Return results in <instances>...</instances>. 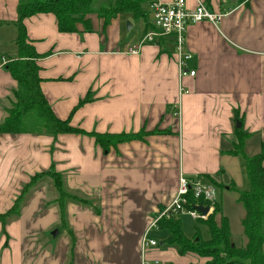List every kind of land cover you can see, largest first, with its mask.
Masks as SVG:
<instances>
[{
    "label": "crops",
    "instance_id": "1",
    "mask_svg": "<svg viewBox=\"0 0 264 264\" xmlns=\"http://www.w3.org/2000/svg\"><path fill=\"white\" fill-rule=\"evenodd\" d=\"M32 1L0 0V123L16 88L4 66L16 58L17 6ZM151 1L143 10L150 11ZM198 3L225 16L215 25L187 27L183 48L191 54L187 69L194 77L179 78L171 38L161 47L143 46L137 56L122 55L138 41L120 40L128 13L104 26L96 14L101 6L92 4L85 17L92 31L78 24L75 33L58 32L52 14L24 19L28 42L37 54H48L36 64L57 118L67 119L90 92L95 100L76 110L72 127L172 134L122 143L107 154L86 136L0 135V215L31 177L51 168L62 175L66 192L93 206L68 200L63 224L51 179L39 177L19 214L0 223V264H170V253L144 249L142 239L170 204L179 174L219 183L218 173L226 170V186H235L237 158L223 154L222 146L235 143L236 122L258 147L256 154L264 143V0H185L187 9ZM56 227V237L48 235Z\"/></svg>",
    "mask_w": 264,
    "mask_h": 264
},
{
    "label": "trees",
    "instance_id": "2",
    "mask_svg": "<svg viewBox=\"0 0 264 264\" xmlns=\"http://www.w3.org/2000/svg\"><path fill=\"white\" fill-rule=\"evenodd\" d=\"M95 0H33L29 3L17 6V20L15 45L17 48L16 58L5 64V70L16 82V88L12 93V100L7 109L5 117L0 123V135L31 134L56 138L59 135L86 136L94 140V144L107 152L110 146L130 142L148 135L144 131L139 133H87L79 128L70 125V118L73 113L86 103L91 101L89 94H86L72 109L67 119H59L53 113L45 96L43 95L38 75L39 67L36 64L38 59L47 55H39L34 47L28 42L24 19L36 14H52L56 19L57 30L60 33H75L79 24L85 32H91L89 20L85 17L91 13V6ZM246 0H239L245 2ZM145 0H114L111 5L101 8L96 14L104 19V26L120 14H131L134 18H142L145 21L144 32L151 28L147 23L146 14L142 8ZM164 43L159 41L160 47ZM163 49V48H162ZM161 49V50H162ZM234 121H239L237 117ZM159 132L154 130L153 133ZM237 150L228 151L231 156H238L244 162L245 176L249 185L248 191L240 192L233 185L229 190L237 193L236 202L244 209L245 215L241 221L243 234L246 237L244 246H236L232 243L228 221L221 216V208L215 202L214 212L207 221L203 223L209 233L208 240H202L197 236L186 238L180 229L175 217L169 219L161 218L157 221V230H164L167 237L163 241L166 247L174 248L179 256L194 254L202 258H210L211 261L205 264H264V143L260 144L258 154L248 157L243 152V142L249 137L243 133L241 128L234 129ZM47 176L51 179L53 187L57 192L56 204L60 218L64 224L65 203L70 200L85 206H92L91 200H85L78 196L70 195L64 188L63 177L52 168L42 174L34 175L22 188L11 208L0 215V223L3 224L8 218L19 214L20 206L39 177ZM214 186H221L209 176L205 177ZM95 210V208H94ZM97 212V209L95 210ZM158 217V215L156 216ZM219 217V221H217ZM71 245L73 235L69 231ZM72 264V262H68Z\"/></svg>",
    "mask_w": 264,
    "mask_h": 264
},
{
    "label": "built area",
    "instance_id": "3",
    "mask_svg": "<svg viewBox=\"0 0 264 264\" xmlns=\"http://www.w3.org/2000/svg\"><path fill=\"white\" fill-rule=\"evenodd\" d=\"M151 28L139 40L136 47L125 48L121 54L137 56L142 47L156 44L164 39H173L179 78L194 77L195 72L187 69L191 54L184 52L186 29L189 25L208 22L217 24L225 16L210 12L203 3H198L193 9H187L185 0H152L150 4ZM177 189L170 204L159 212L150 226L156 228L157 221L169 216L187 215L194 220H205L215 203V190L210 184L198 178H187L179 174ZM202 205L208 207L207 215L203 216L193 207ZM157 243L153 240L142 239V248H155ZM145 264V263H144ZM158 264V262H154Z\"/></svg>",
    "mask_w": 264,
    "mask_h": 264
},
{
    "label": "rangeland",
    "instance_id": "4",
    "mask_svg": "<svg viewBox=\"0 0 264 264\" xmlns=\"http://www.w3.org/2000/svg\"><path fill=\"white\" fill-rule=\"evenodd\" d=\"M98 1L99 0H95V2L93 4V6L95 8H98L100 6H101V8H105V7L109 6L108 3L110 0H103V3H99V4H98ZM150 12L151 11H149L148 8L145 6L144 13L146 14V20H147V23L151 24L152 19L150 18L149 14H148ZM127 17H129V19L127 21H125V23H122V25H121V39L120 40L126 41V39L128 37H130L132 39V43H134L138 39V41H136V43L133 44V46H132V47H136L140 38L143 35V31H144V27H145V21L142 18H134L131 14H129ZM129 25L131 26V29H128ZM15 35H16V33H15ZM13 43L15 44V42H13ZM172 43H173V40H172ZM87 94H89L91 97V101L89 103L93 102L95 100L93 98V95L90 92H88ZM89 103H86V104H89ZM153 132H154V130L150 131V132H145L148 135H146L144 137L142 135V137H140V139H137V140L142 141L147 136L172 134L171 130H159V132H157V131L155 133H153ZM100 134H103V133H100ZM126 134H128V133H126ZM137 140H133V141H137ZM246 142H247V146H245ZM236 143L239 145L241 143V141L238 142L235 140V143L233 145H223L222 146V153L226 154L228 151L233 150V152H234L235 150H237ZM118 145L119 144H117L116 146H110L108 148L107 152H103V151L102 152L104 154H107L108 152H110L111 149H116ZM226 149H228V150L226 151ZM255 149H258V147L254 145V142L249 141V137L244 140L243 152L245 155H247L248 157L253 156V154L257 153V151ZM233 157H235V156H233ZM235 158H237V159L235 160V162H233L234 170L231 173V175L233 177L232 179H233L235 186L238 189V191H240V192L248 191L249 185H248V182H247V179L245 176L244 162L242 160H240V158L238 156H236ZM223 163L226 164V158L223 159ZM220 170L223 171L224 170L223 167L222 168L220 167ZM196 178L200 179L203 182L210 184L208 182V180L205 178H201V177L200 178L196 177ZM217 178L219 179L218 184H220L221 186L219 187L218 185L217 186H214L212 184H210V185L212 187H214L215 200H216L215 202L221 208V216L226 218L228 221L229 230H230V237H231L230 241L232 243H235V245L238 247L244 246L246 244V241H247L246 237L243 234V229L241 226V221L245 215L244 209L242 208V206L239 203L236 202L237 197H238L237 193L232 191V190H229V188H231L233 185L228 184V186H226L227 185L226 184V170L223 172V174L218 173ZM69 194L72 195L71 193H69ZM55 196L58 197L57 194H55ZM74 196H78V195H74ZM66 202H67V200H66ZM163 209H161V211ZM213 212H214V204L212 205L211 210L208 213V215L206 216L207 218L205 220H194L187 215H177V216H175V218L177 219V221L180 225V229H181L182 234L186 238L190 239V238L197 236L198 238H200L202 240H208V238H209L208 229L200 221H207V219L213 214ZM170 217H174V216H169L166 219H169ZM217 221H219V217H217ZM53 231L58 232L59 229L56 227L51 232L49 231L48 235L51 236V233ZM166 237H167V233L164 230H156V229H152L147 235L148 240H153L157 243V247L155 248L156 249L155 251H159L160 253L161 252L170 253V257H168V258H172V261H169L170 264H205L206 262L211 261L210 258H202V257L196 256L194 254H187V255L182 256V257L179 256L177 254V252H175V250H173V248L169 249V247H166V245H163V241L165 240ZM160 243L162 244L161 246H160ZM147 250H149V248ZM157 262L160 263V261H157ZM153 263H154V261H151L150 263H147V264H153Z\"/></svg>",
    "mask_w": 264,
    "mask_h": 264
},
{
    "label": "water",
    "instance_id": "5",
    "mask_svg": "<svg viewBox=\"0 0 264 264\" xmlns=\"http://www.w3.org/2000/svg\"><path fill=\"white\" fill-rule=\"evenodd\" d=\"M129 28H130V25H129ZM128 28V29H129ZM235 127H236V129H239L240 128V123L239 122H236V124H235ZM197 212H199L201 215H203V216H205V215H207V213H208V207H204V206H202V205H198V206H194L193 207ZM57 231H53L52 233H51V236H53V237H56V235H57ZM162 244L160 243V246H161Z\"/></svg>",
    "mask_w": 264,
    "mask_h": 264
}]
</instances>
